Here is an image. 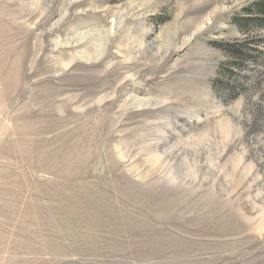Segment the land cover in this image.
<instances>
[{"label": "rangeland", "instance_id": "obj_1", "mask_svg": "<svg viewBox=\"0 0 264 264\" xmlns=\"http://www.w3.org/2000/svg\"><path fill=\"white\" fill-rule=\"evenodd\" d=\"M252 1L0 0V264H264Z\"/></svg>", "mask_w": 264, "mask_h": 264}, {"label": "trees", "instance_id": "obj_2", "mask_svg": "<svg viewBox=\"0 0 264 264\" xmlns=\"http://www.w3.org/2000/svg\"><path fill=\"white\" fill-rule=\"evenodd\" d=\"M232 22L246 36L212 44L222 49L228 57L220 68L222 87L235 97L244 89L243 81L249 77H254L255 81L257 76L264 75V46H260L264 45V36L253 32L259 28L264 30V0H254L243 7L234 15ZM242 70H247L248 73L240 76L238 71Z\"/></svg>", "mask_w": 264, "mask_h": 264}]
</instances>
